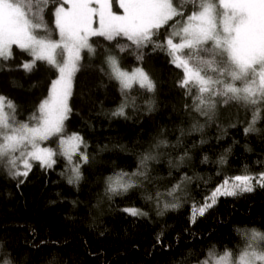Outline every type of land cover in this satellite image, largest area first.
Here are the masks:
<instances>
[{"label": "trees", "instance_id": "obj_1", "mask_svg": "<svg viewBox=\"0 0 264 264\" xmlns=\"http://www.w3.org/2000/svg\"><path fill=\"white\" fill-rule=\"evenodd\" d=\"M191 10L192 6L187 5L186 11ZM46 18L54 27L50 13ZM58 37L53 33V38ZM90 43L96 52L82 53L70 99L72 115L66 121V134L79 133L87 142L90 160L82 167L83 179L79 185L68 184L62 157H57L52 169L43 170L34 164L19 186L17 180L0 169L2 250L10 254L14 264H48L53 256L55 264H202L210 259L208 253L213 246L217 255L230 249L234 257L238 256L245 241L236 229L264 232V188L257 187L236 197H221L195 224L189 221L191 204L193 199L202 201L225 174H241L245 165L253 173L264 171V118L257 122V132L245 135L244 128L252 113L233 103L220 104L216 119L207 121L190 110L192 97L177 86L183 73L169 64L163 52H153L149 46L140 62L134 55L119 51L117 44L129 43L124 38L107 41L92 37ZM13 49L12 60L0 61V66L14 69L0 71V94L17 104V119L28 122L30 116L37 115L38 105L57 72L41 61L31 73L17 69V65L31 57L15 46ZM108 54L117 56L121 66L129 71L143 67L150 74L157 84L154 111L146 110L145 101L150 94L137 85L131 95L137 97L138 109H126L127 119L111 115L122 96L118 84L106 75ZM193 124L205 125L203 132L188 134ZM232 124L236 126L231 127ZM181 129L185 133L182 137ZM178 137L182 141L178 146L154 151L157 159L149 162V179L143 187L126 196L107 198V177L120 171H135L139 158L158 139L177 145ZM202 139L207 142L201 144ZM227 149L230 151L226 152ZM185 151L191 159L177 167L178 158ZM205 156L208 161L202 162ZM221 156L227 158L223 166L217 163ZM218 171L222 174L217 175ZM184 177L193 178L190 182L184 180L190 198L182 200L181 207L157 215L156 194L160 193L161 207L164 202H172L167 192ZM200 178L211 179L205 185ZM145 195L153 199L145 200ZM132 206L148 215L134 218L122 211ZM160 233L163 235L158 243L156 237Z\"/></svg>", "mask_w": 264, "mask_h": 264}, {"label": "snow or ice", "instance_id": "obj_2", "mask_svg": "<svg viewBox=\"0 0 264 264\" xmlns=\"http://www.w3.org/2000/svg\"><path fill=\"white\" fill-rule=\"evenodd\" d=\"M189 4L190 13L186 11ZM49 13L54 27L47 21ZM53 33L59 38H53ZM92 37L107 41L126 39L128 44H117L119 51L134 55L140 62L149 46L153 52H163L169 64L183 73L177 86L192 97L191 111L213 121L220 104L235 103L252 113L244 128L245 135L258 131L256 124L264 118V0H180L179 4L176 0H0V61L12 60L15 46L31 57L17 65V69L31 73L41 61L58 73L50 84L48 96L38 105L39 115L33 114L28 122L19 121L17 104L0 94V169L17 180V186L25 182L34 164L43 170L52 169L57 157L65 160L68 184L79 185L83 179L82 167L90 160L87 142L79 133L66 134V121L72 115L70 99L75 75L81 68L82 52L87 50L90 55L96 52L90 43ZM105 62L109 69L106 75L118 84L122 96L121 103L111 113L113 117L127 119L126 109H138L137 97L131 95L137 85L142 92L150 94V99L145 101L146 110H155L157 84L143 67L129 71L112 54L106 56ZM5 69L14 70L0 66V71ZM185 108L189 109V105ZM204 127L193 124L188 134L203 132ZM184 134L181 129V137ZM52 138L58 139V150L43 146V142ZM177 140V145H169L167 140L158 139L139 158L135 171H120L107 177V198L126 196L143 187L149 179V162L157 159L154 151L176 147L182 143L180 137ZM186 159H191L187 151L178 158L176 166ZM207 161L205 156L202 162ZM217 163L227 164L226 156H221ZM192 179L184 177L175 184L167 192L172 202H164L162 207L160 193L156 194L157 215L163 216L166 211L181 207V201L190 198L184 180ZM210 179L203 180L204 184ZM257 187L264 188V171L253 173L245 165L241 174H225L202 201L192 200L190 223L195 224L221 197L251 193ZM143 198L153 199L151 195ZM122 211L134 218L148 215L134 206ZM236 231L245 241L238 256L234 257L230 249L217 255L213 246L208 253L210 259L202 264H264V232L255 228ZM162 235H157L158 243ZM35 247L40 250V245ZM0 256L3 257L0 264H14L2 246ZM48 264H55V256Z\"/></svg>", "mask_w": 264, "mask_h": 264}, {"label": "rangeland", "instance_id": "obj_3", "mask_svg": "<svg viewBox=\"0 0 264 264\" xmlns=\"http://www.w3.org/2000/svg\"><path fill=\"white\" fill-rule=\"evenodd\" d=\"M96 26H98V25H96ZM59 38V37H58ZM85 51V50H84ZM83 51V52H84ZM82 52V53H83ZM31 60V59H30ZM57 75H58V73L56 74V77H57ZM56 77L54 78V79H56ZM53 79V80H54ZM50 87V86H49ZM48 91H49V89H48ZM48 96V93H47V95H46V97ZM45 97V98H46ZM44 98V99H45ZM39 115V113H37V116ZM53 139V138H52ZM51 139V140H52ZM51 140H49V141H45V142H43V146H48V147H52V148H54V149H57L58 150V139L56 138V139H53L52 140V142H51Z\"/></svg>", "mask_w": 264, "mask_h": 264}]
</instances>
